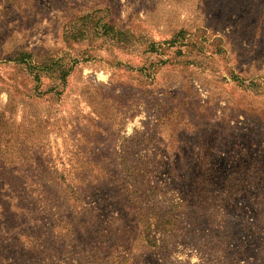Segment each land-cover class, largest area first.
<instances>
[{"label":"rangeland","instance_id":"374dc122","mask_svg":"<svg viewBox=\"0 0 264 264\" xmlns=\"http://www.w3.org/2000/svg\"><path fill=\"white\" fill-rule=\"evenodd\" d=\"M142 164L169 209L134 231L119 186L90 195L94 238H118L103 260L264 264V0H0V182ZM20 251L0 255L31 264Z\"/></svg>","mask_w":264,"mask_h":264},{"label":"trees","instance_id":"16d2710c","mask_svg":"<svg viewBox=\"0 0 264 264\" xmlns=\"http://www.w3.org/2000/svg\"><path fill=\"white\" fill-rule=\"evenodd\" d=\"M125 160V153L118 155V166ZM132 162L136 163L133 158ZM89 169L90 167H72L73 181L68 182L62 176L57 179H37L41 173L28 167L22 179L10 183L0 182V250L20 248V252H23L21 254L31 258V264H58L54 250L58 246H65L67 252L73 251L85 264H127V259L123 260L122 254L117 255L116 259L111 258L115 259L113 262L103 260L105 247L111 246L113 241L118 242V238L113 235L114 223L103 225L101 230L107 228L105 232L109 233L105 234L100 230L101 235L94 238L92 230L94 226L99 227L100 223L96 221V211L90 205V195L106 190L109 185L119 186L118 194L124 192V195L113 202L115 207H121L128 217L131 216L132 222L129 224L134 231L142 228L150 233V228L154 225L153 219L146 214L151 211L166 213L169 208L152 197L142 196L150 188L144 182L147 174V166L144 164L140 167L131 165L129 172L124 171L123 167L119 172L121 178L115 182L105 179L106 173L99 176L105 172L103 167L95 168L97 176L94 180L91 179ZM41 171L48 175L50 169L44 167ZM164 220V223L158 225L154 221L158 226L156 228H169L172 225L169 217ZM164 237L160 235L152 239L155 245L162 246L166 243L162 239ZM102 239H106V242H102ZM124 243L123 241L121 244ZM113 249H119L118 245L114 244ZM5 257L0 255V264H11Z\"/></svg>","mask_w":264,"mask_h":264}]
</instances>
